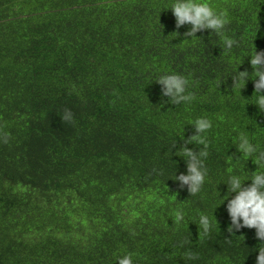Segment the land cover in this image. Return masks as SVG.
Instances as JSON below:
<instances>
[{
    "label": "trees",
    "instance_id": "obj_1",
    "mask_svg": "<svg viewBox=\"0 0 264 264\" xmlns=\"http://www.w3.org/2000/svg\"><path fill=\"white\" fill-rule=\"evenodd\" d=\"M207 2L228 17L221 35L185 37L170 0H0V264H255L264 241L229 231L222 181L258 167L239 132L264 148L253 80H232L264 50V0ZM172 72L190 102L161 95ZM201 116L208 177L190 195L169 177L186 171L175 153Z\"/></svg>",
    "mask_w": 264,
    "mask_h": 264
},
{
    "label": "clouds",
    "instance_id": "obj_2",
    "mask_svg": "<svg viewBox=\"0 0 264 264\" xmlns=\"http://www.w3.org/2000/svg\"><path fill=\"white\" fill-rule=\"evenodd\" d=\"M163 9H171L177 28L185 24L190 25L184 33L185 37L196 36L198 31L206 29L221 35L228 23L226 14L216 11L207 0H170V3ZM235 43L233 38L223 36L224 50H231ZM248 57L253 71L251 73L247 70L237 71L236 67L232 74L233 87H238L240 92L245 82L252 79L254 84L253 103L259 110L264 111V50L257 51L254 48ZM155 82L161 86V95L169 97L168 102L172 104L188 103L193 99V94L186 91L189 80L180 73L162 74ZM61 118L69 120L71 113L66 111ZM190 124L194 126V134L184 139L183 144L177 148L175 153L185 159L186 171L179 174L174 173L169 178L178 182L179 188L183 189L186 186L188 193L195 195L200 192L208 177V168L205 164L209 146L206 132L212 127V122L209 118L201 116L191 121ZM193 142L202 147L198 151L186 147ZM234 144L242 154L240 159L251 157L258 167L256 171L251 172L250 177H246L243 173H229L227 179L222 181L227 185V193L224 196L226 198L222 200V203L227 200L225 207L230 219L229 231L231 232L233 229L239 231L244 227L254 228L256 238L264 241V148L254 144L245 132L237 134ZM175 146L176 144L173 145V147ZM248 180L251 182L245 184L244 182ZM182 220L183 213L178 211L175 214V221L181 222ZM193 222L203 234H207L212 227V220L204 213H199L198 218ZM257 250L255 264H264V243L259 244ZM190 258L194 257H191L190 254ZM117 264H133L132 256L125 254L118 257Z\"/></svg>",
    "mask_w": 264,
    "mask_h": 264
}]
</instances>
